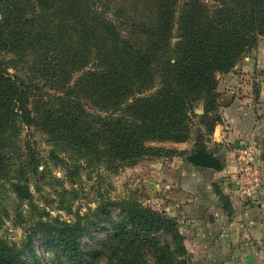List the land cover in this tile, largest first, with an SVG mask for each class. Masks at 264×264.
<instances>
[{"label": "trees", "instance_id": "1", "mask_svg": "<svg viewBox=\"0 0 264 264\" xmlns=\"http://www.w3.org/2000/svg\"><path fill=\"white\" fill-rule=\"evenodd\" d=\"M260 37L264 0H0V188L31 214L22 249L0 239V264H43L34 237L64 264H89L82 229L44 222L33 203L44 170L30 130L69 182L82 164L168 160L180 153L157 145L186 143L195 128L212 135L218 76ZM122 209L93 258L149 264L148 250L154 264H189L177 220Z\"/></svg>", "mask_w": 264, "mask_h": 264}, {"label": "crops", "instance_id": "2", "mask_svg": "<svg viewBox=\"0 0 264 264\" xmlns=\"http://www.w3.org/2000/svg\"><path fill=\"white\" fill-rule=\"evenodd\" d=\"M217 92L221 122L205 143L223 170L197 167L184 158L170 177L162 176L160 202L177 219L186 250L198 264H264V54L252 67L245 63L219 75ZM241 143L255 149L263 177L256 202L245 205L229 193L234 149ZM186 144L176 146L184 151ZM150 179L160 180L154 174Z\"/></svg>", "mask_w": 264, "mask_h": 264}, {"label": "rangeland", "instance_id": "3", "mask_svg": "<svg viewBox=\"0 0 264 264\" xmlns=\"http://www.w3.org/2000/svg\"><path fill=\"white\" fill-rule=\"evenodd\" d=\"M260 53L264 54V38L262 37L258 38L256 45L244 54L237 65L242 66L246 63L252 67L256 56ZM201 132L203 141L209 142V137L203 131ZM28 135L35 140L37 146H40L38 150L42 157V164L39 171L44 170L41 180L32 183L30 190L33 194V203L38 207V212L46 216L43 217L44 222L54 224L58 221L65 225H77L82 229L81 244L84 251L89 253L87 256L89 264H107L104 258H93L92 253L99 252L106 246L107 239L111 235V226L108 223L117 222L122 217V207L136 205L154 213L165 212L163 210L165 207L160 202L165 190L162 176H171L169 171L174 170L177 164L184 161L194 148L199 136L197 129H193L184 151L179 150L176 144L157 145L175 149L180 153L168 160L144 159L133 167L120 169H106L101 165L88 167L82 164V167L75 171V181L69 182L66 170L55 165V161L50 159L51 148L45 141L33 130H30ZM159 166L160 170H158ZM153 174L160 180L150 179ZM0 203L4 209L0 214V239L9 245L16 246L17 249H22L29 235L30 224L27 220L30 218L28 215L31 214L27 212L25 205H20L14 196L3 188H0ZM16 214L24 218L17 219ZM166 217L177 220L168 213ZM183 238L185 239L184 236ZM183 245L185 247L184 240ZM31 247L33 255L43 264H64L62 259L56 260L52 251L42 244L39 238H33ZM185 251L184 256L189 264H198L194 254ZM145 253L147 262L154 264L155 260L151 257V252L145 250Z\"/></svg>", "mask_w": 264, "mask_h": 264}, {"label": "built area", "instance_id": "4", "mask_svg": "<svg viewBox=\"0 0 264 264\" xmlns=\"http://www.w3.org/2000/svg\"><path fill=\"white\" fill-rule=\"evenodd\" d=\"M259 156L252 145L241 143L234 149V170L230 173L229 193L237 203H255L263 177Z\"/></svg>", "mask_w": 264, "mask_h": 264}, {"label": "water", "instance_id": "5", "mask_svg": "<svg viewBox=\"0 0 264 264\" xmlns=\"http://www.w3.org/2000/svg\"><path fill=\"white\" fill-rule=\"evenodd\" d=\"M196 113L201 114L202 109L200 108ZM197 132L199 136L196 139V144L190 154L185 157V160L197 167L207 168L218 172L222 171L224 166L221 160L214 155V152L211 149L207 148L205 141L202 139L203 133L201 130L197 129Z\"/></svg>", "mask_w": 264, "mask_h": 264}]
</instances>
